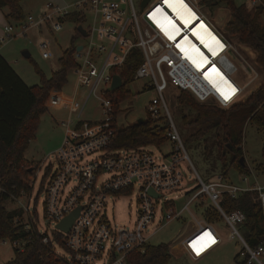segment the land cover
<instances>
[{"label":"built area","instance_id":"2783aa9c","mask_svg":"<svg viewBox=\"0 0 264 264\" xmlns=\"http://www.w3.org/2000/svg\"><path fill=\"white\" fill-rule=\"evenodd\" d=\"M166 1L148 0L142 7V0L138 7L133 0H77L62 7L47 3L40 15L27 16L26 22L30 26L39 27L42 23H48L51 29L59 31L62 29L60 21L70 13L80 11L83 16V11H87L94 14L92 22L84 24L82 21L89 32L84 37L87 42L81 43L82 48L75 49L73 54L76 62L73 95L66 96L61 89H53L45 104L46 110L49 107L67 106V117L59 120L66 134L55 152L57 168L44 187V216L54 223L51 236L41 231L36 212H30L28 206L23 208L21 217L15 218L25 232L31 234L37 229L42 234L41 243L50 244L55 256L68 264H97L103 255L108 264H125V256L133 250H142L155 231L185 215L195 219L196 213L206 205L212 206L220 214L221 221L228 228L227 239H235L241 244L237 259L244 264H264V243L250 246L241 233L240 226L245 221V214L239 209L226 213L218 202L223 193L235 197L243 192H251L264 214V185L257 182L251 184L246 175H240L241 183L236 184L229 179L228 173L224 174L221 170L207 182L196 174L195 187L174 198L163 197L164 193L179 190L187 183L182 163L189 161L165 92L171 88L178 92L188 91L200 103L228 107L244 100L246 86L252 82L259 86L262 80V74L259 75L253 66L256 64L255 58L253 64L236 59L240 55L233 47L235 42L212 24L200 0H182L183 5H186L184 13L188 25L173 15ZM173 2L180 4V0ZM260 3L261 0H248L245 7L247 11H253ZM157 8L161 9L163 15L157 13L154 20L152 14ZM163 16L176 25L178 34L167 25ZM261 17H264V10ZM157 20L169 29L174 39L165 35ZM201 24L212 34L207 35L208 47L200 43L193 33L197 27L202 30ZM14 26H3L1 41L4 37L14 36ZM27 27H22L23 35ZM194 43L200 50L197 52L200 62L206 61L199 69L177 47L178 44L182 45L189 54L194 51ZM40 45L45 48L46 42ZM132 49H139L143 55V61L134 72V79L148 77L151 80L148 87L154 88L157 93L147 104V115L156 120L158 126L165 127L167 143L170 145L168 152L158 156L148 149L153 146L110 148L115 128L112 124L113 101L106 93L113 92L108 91L115 74L112 70L123 67ZM50 55L45 50L42 53L43 57ZM238 62L245 63L250 70L248 81L240 80ZM221 77L236 89L234 94ZM258 78H261L260 82L256 81ZM213 81L230 95L227 101L213 86ZM82 89L85 92L80 91ZM92 96L100 100L105 115L99 123L82 119L83 110ZM153 148L161 150V147ZM135 185L138 186V199L134 223L131 228H116L108 217L107 201L121 193L131 192ZM149 189L158 196L151 195ZM181 199H186L182 205ZM77 207L80 209L69 231L63 232L56 228L59 221ZM152 224H156L155 230H151ZM206 232L210 233L215 243L211 242L197 254L193 243ZM58 234L62 246L57 240ZM220 242L221 235L214 223L203 218L197 220L196 230L186 235L180 243L191 259L198 260ZM0 243L9 244L13 252H23L28 241L7 237ZM57 247L66 250L68 256L60 254Z\"/></svg>","mask_w":264,"mask_h":264},{"label":"trees","instance_id":"16d2710c","mask_svg":"<svg viewBox=\"0 0 264 264\" xmlns=\"http://www.w3.org/2000/svg\"><path fill=\"white\" fill-rule=\"evenodd\" d=\"M20 2L21 0H0V8L7 7V16L11 19L23 20L25 15ZM200 3L209 10L220 6L229 10V19L223 28L224 34L251 48L262 74V82L247 98L227 108L212 103H200L188 91H180L176 98V112L186 126L195 128L187 141L204 139L206 149L210 142L216 145L217 158L224 174L228 173L229 168L247 174L250 173V168L244 160L241 161L244 156L241 147L244 126L249 122L257 131L264 133V24L259 22L264 10V0L253 11H247L244 4L236 5L234 0H200ZM67 17L77 24L82 22L79 13L68 14ZM76 34L80 35L77 31ZM73 42L58 58L60 67L49 77L39 72L40 83L33 86L27 85L0 54V240L13 237L28 241L23 252L14 251L12 258L3 264H68L55 256L50 244L41 243L42 234L37 229L30 234L17 224L15 218L21 217L23 210L8 211L4 202L10 197H20L22 192L29 189L27 177L31 175L30 169L35 166L24 158V152L35 136L40 116L46 110L45 102L50 91L61 89L67 82L68 70L76 67L73 58L76 46ZM142 61V52L132 49L123 67L112 70L121 76L122 86L106 93L113 101L112 124L115 134L111 149L161 147L167 143L165 127L158 126L156 120L148 115L141 123L136 120L123 128L116 124L119 101L131 96L125 85L134 80V72ZM189 111L193 115L190 116ZM261 156L264 161V143ZM263 166L264 162L258 167ZM48 173L49 167L42 177L39 191L43 188V181ZM218 202L226 213L239 209L245 214L240 230L250 246L263 243L264 214L260 203L251 192H243L235 197L223 193ZM200 212L209 223L221 221L218 211L210 205L203 207ZM57 240L62 246L60 234L57 235ZM170 259L168 244L148 243L142 250L129 252L125 256V264H169Z\"/></svg>","mask_w":264,"mask_h":264},{"label":"rangeland","instance_id":"374dc122","mask_svg":"<svg viewBox=\"0 0 264 264\" xmlns=\"http://www.w3.org/2000/svg\"><path fill=\"white\" fill-rule=\"evenodd\" d=\"M76 1L77 0H21L20 5L25 18L19 21L13 20L7 16V7L0 8V37L3 35V26L5 24L15 25L14 36L4 37L3 41L0 40V54L7 59L10 66L27 85L33 86L40 83L39 72L43 73L46 77H49L53 71L57 70L60 67L58 58L65 49L70 47L73 39V44L75 46L87 42L86 38L76 34L77 22L68 18L67 15L60 21L62 29L59 31L51 29L50 24L48 23H42L39 27L30 26L26 22L27 16L32 15L36 17L40 15L45 11V5L47 3L62 7L73 4ZM140 1L141 0H133L137 7ZM234 2L236 5L244 4L246 6L248 0H234ZM205 8L212 24L224 34L223 28L229 19V10L223 6L213 8V10H209L207 7ZM76 13H79L82 16V12L78 11ZM93 17V13L83 11L82 21L84 24H87L88 22H92ZM259 22L264 24V17L260 16ZM18 24L22 25L23 28L29 26L25 30L24 35L22 33V27ZM226 37L229 38L228 36ZM229 39L232 42H235L233 47L240 55L235 58L239 61L243 59L248 63L253 64L256 56L251 48L243 43L237 42L235 38L231 37ZM43 41L46 42L45 48H42L40 45ZM44 50L51 53V55L49 57H43L42 53ZM24 52H28V56H25ZM253 66L259 75H261V71L257 64H253ZM242 68L246 73L250 74L249 69L245 67ZM115 74H118V72H115ZM238 75H240L241 81H248L250 78L249 76L246 77L241 71H239ZM260 80L261 78H258L256 81L260 82ZM150 83L151 80L146 77L142 79H134L130 84L125 85V88L130 91L131 96L121 99L118 103L116 124L119 128L134 123L138 118L144 119L147 117V104L153 97L157 96L155 89L148 87V84ZM75 85L76 76L74 69H69L67 72V82L61 88V92L66 96H71L74 93ZM256 86L257 84L255 82L246 86L244 98H247L258 87ZM80 91L85 92L83 89ZM178 94L179 92L177 90L173 88L168 89V91L165 92V99L168 102L169 109L183 140L190 162L186 160L182 163L187 183L179 190L164 193V198H174V196L181 195L195 187L197 184V180H195L196 174L207 182L221 171V164L217 158L215 144L210 142L208 144L209 147L206 149L204 139L190 142L187 141L188 136L195 131V128L186 126L182 122L181 116L176 112L178 104L176 98ZM48 97L45 104L47 103ZM188 114L191 116L193 115V112L189 111ZM66 117L67 106H60L58 108L49 107V109L45 110L40 116L35 136L28 143L24 152V158L27 161L32 162L35 166V168L30 169L31 175L27 177L29 189L22 192L20 197H10L4 202V207L8 211L18 209L23 210L25 206H28L30 212L35 211L41 231L47 232L49 236H51L54 223L44 216V187L49 176L57 168L55 152L61 146L66 134V129L59 123V120L65 119ZM104 117L105 115L102 112L100 100L92 96L83 110L82 119L99 123L103 121ZM263 143L264 133L257 131L253 124L247 122L243 129V142L241 147L244 153V162H246L250 168V173H239L236 169L229 168L228 175L230 180L236 184H240V175H246L251 184L257 182L264 185V166L263 168L258 167L260 163L264 162L261 156ZM148 149L152 150L154 154L158 156L168 152L170 150V145L169 143H165L161 146V150L153 147H148ZM47 167H49V173L43 181V188L39 191L40 183ZM33 179L34 182L32 183ZM29 198L30 201H28ZM137 199L138 186L135 185L131 192L121 193L112 198V200L107 201L106 210L112 226L116 228L122 226L127 228L132 227L136 217ZM185 200L186 199H181L180 205H182ZM208 203L207 200L206 204ZM200 219H203V214L199 211L196 213L195 219L185 215L179 220H173L165 224L161 229L155 231L150 236L149 243L152 245L159 243H166L169 245L171 253L169 264H239L240 261L235 259V256L239 251L241 244L235 239H227L226 232L228 228L223 221L214 223V226L218 229L221 235V242L203 257L198 260H193L182 250L180 243L181 240L186 235L196 230L197 220ZM155 226L156 224H152L151 230H155L157 227ZM56 250L60 254L68 256L66 250L59 247H57ZM13 255V248L9 246V244L6 245L0 243V264L5 263L12 258ZM105 260V256L103 255L97 264H108L109 262H106Z\"/></svg>","mask_w":264,"mask_h":264},{"label":"snow or ice","instance_id":"6c2138e0","mask_svg":"<svg viewBox=\"0 0 264 264\" xmlns=\"http://www.w3.org/2000/svg\"><path fill=\"white\" fill-rule=\"evenodd\" d=\"M170 6H172L174 8H177L176 5L170 4ZM179 7H186V5H183L182 0H180ZM177 11H179V10L177 9ZM157 13H161V9L157 8L155 10V12L152 14V18L154 20H156V14ZM161 15H163V14L161 13ZM180 18L184 20L185 24L188 23V20L185 19V17L182 14H181V17ZM163 20L167 23V25H169L171 27V29L173 30V32H175V33L178 34L179 29L176 28V25L173 24L172 21L167 18V16H163ZM157 23L160 25V27L162 28V30L165 32V35H167L169 39H174L175 38L174 35L171 32H169V29L164 26V24H161L159 20H157ZM201 27H203V25ZM195 35H199V33H195ZM177 47H179L181 49V51H184L186 53L187 58L192 59L193 63L196 65V67L198 69L202 66V62H198L194 56L189 55L187 53V50L182 45L178 44ZM221 47H223V45H221ZM203 62H206V61H203ZM213 71H215V69H213ZM206 78H208V74L207 73H206ZM220 79L223 81V83L225 85H227V87L229 89H231V92L234 94L235 91H236V89L227 80H225L223 77H221ZM213 86L217 89L218 92H220V94L222 95V97H223V99L225 101H227L230 98V95L228 93H226L219 86V84H217L215 81H213ZM204 236L205 237H209V239L211 240V242L212 243H215L214 239H211L210 233H207L206 232V233H204ZM201 239H203V237ZM193 248L197 251V254H200L201 249L196 248V243L195 242L193 243Z\"/></svg>","mask_w":264,"mask_h":264},{"label":"bare ground","instance_id":"6f19581e","mask_svg":"<svg viewBox=\"0 0 264 264\" xmlns=\"http://www.w3.org/2000/svg\"><path fill=\"white\" fill-rule=\"evenodd\" d=\"M173 1H174V0H167V1H166L167 4L169 5V7H170V9H171V12L173 13V15H175V16H177V17L180 18V17H181V14H182V15L185 17V19H187V16H186V14L184 13L186 7H182V8H180V7H179V4H176V3H174ZM170 4H172V5H176L177 8H174V7L170 6ZM177 9H178L179 11H177ZM162 13H163V12H162ZM180 19H181V18H180ZM181 20L184 21L183 19H181ZM187 20H188V19H187ZM185 25H188V23L185 24ZM200 26H202V24H201ZM193 33H194V34H195V33H199V35H195V36L197 37L198 41H199L200 43H202V44H204L205 46L208 47V43H209L208 39H209V37H208L207 35L212 36V34L209 32V30L206 29V27L203 26L202 30H199V28L197 27V28H195V29L193 30ZM192 43H193V42H192ZM198 51H200L199 48H198V45L194 43V51H192L191 53H189V55L194 56V57L196 58V60H197L198 62H200V55L197 54ZM198 53H199V52H198ZM231 54H232V53H231ZM231 54H230V59L232 60V59H233V58H232V55H233V54H232V55H231ZM191 61H192V59H191ZM192 62H193V61H192ZM201 62H202V64L205 63V62H203V61H201ZM242 67H245V68L248 69V67H247V65H246L245 63H243V62H238V65H237L238 70L241 71L246 77L249 76V74L246 73V72L243 70ZM202 237H203V239H204V238H207V240L204 241L203 239H201ZM202 237H200V238L196 241V248H198V249H202V248L208 246V245L211 243V240L209 239V237H205L204 234L202 235ZM211 239H212V238H211ZM197 245H198V246H197Z\"/></svg>","mask_w":264,"mask_h":264},{"label":"water","instance_id":"95a60500","mask_svg":"<svg viewBox=\"0 0 264 264\" xmlns=\"http://www.w3.org/2000/svg\"><path fill=\"white\" fill-rule=\"evenodd\" d=\"M148 0H142L141 2V7L147 3ZM76 31L83 37H86L88 35V30L84 28L82 22H79L76 26ZM82 48L81 44H78L76 46V50H80ZM25 56H28V52H24ZM122 86V78L119 74H113L112 76V82L110 87L108 88V91H114ZM143 121L142 118H138L137 122L141 123ZM244 158H241V161L243 162ZM148 192L157 197L158 194H156L152 189H149ZM79 207L75 208L72 210L68 215H66L64 218H62L59 223L56 225V228L62 230L63 232H68L74 219L77 217L78 212H79Z\"/></svg>","mask_w":264,"mask_h":264},{"label":"crops","instance_id":"0c3cea01","mask_svg":"<svg viewBox=\"0 0 264 264\" xmlns=\"http://www.w3.org/2000/svg\"><path fill=\"white\" fill-rule=\"evenodd\" d=\"M4 57V56H3ZM5 58V57H4ZM6 59V58H5ZM6 61H7V59H6ZM8 62V61H7Z\"/></svg>","mask_w":264,"mask_h":264}]
</instances>
